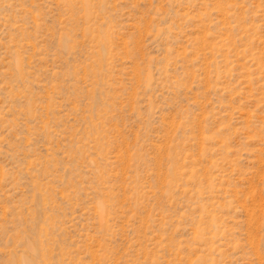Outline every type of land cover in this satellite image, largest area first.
<instances>
[{"label": "rangeland", "instance_id": "1", "mask_svg": "<svg viewBox=\"0 0 264 264\" xmlns=\"http://www.w3.org/2000/svg\"><path fill=\"white\" fill-rule=\"evenodd\" d=\"M0 264H264V0H0Z\"/></svg>", "mask_w": 264, "mask_h": 264}]
</instances>
